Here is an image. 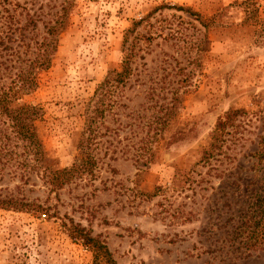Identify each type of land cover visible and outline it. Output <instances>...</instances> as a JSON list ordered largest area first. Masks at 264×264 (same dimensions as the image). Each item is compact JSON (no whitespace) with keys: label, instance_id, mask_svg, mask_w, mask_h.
I'll use <instances>...</instances> for the list:
<instances>
[{"label":"rangeland","instance_id":"rangeland-1","mask_svg":"<svg viewBox=\"0 0 264 264\" xmlns=\"http://www.w3.org/2000/svg\"><path fill=\"white\" fill-rule=\"evenodd\" d=\"M63 11L68 19L49 68L18 101L41 111L43 159L26 183L5 174L0 180V192L28 203L0 209V264H264V246L245 250L235 235L239 212L264 177L257 156L264 0H0V31L31 18L36 27L24 34L39 41L43 26ZM8 45L25 50L21 41ZM129 46L132 75L115 90L114 115L103 120L120 130L97 135L94 143L108 146L106 154L99 147L90 171L53 189L44 168L78 162L80 115L105 74L121 68ZM9 54L0 53V90L16 70ZM172 94L178 103L169 125L147 129ZM229 109L240 114L226 128L221 153L197 164L217 117ZM177 131L183 139L166 145ZM153 134L152 162H134L140 139ZM75 226L105 246L110 262L77 240Z\"/></svg>","mask_w":264,"mask_h":264},{"label":"trees","instance_id":"trees-1","mask_svg":"<svg viewBox=\"0 0 264 264\" xmlns=\"http://www.w3.org/2000/svg\"><path fill=\"white\" fill-rule=\"evenodd\" d=\"M8 18L12 19L11 15ZM28 19V22L21 26L7 24L4 27L5 30L0 31V34H2L0 35V53L10 51L9 56L14 57V59L12 66L9 68L16 69L9 86L5 90H0V139H4V142H1L0 145V180L5 174L11 178H17L23 183L29 180L30 175L39 168L38 164L43 159L36 126V123L41 118V111L37 105L19 104L18 101L20 100V95H26L36 87L37 72L45 71L49 68L51 55L56 45L55 36L59 34L65 20L68 19V11H63L62 14L56 15L51 25L43 26V34L39 37V41H35L32 37L33 35L24 34L28 30L26 28L29 25L31 28L26 31L27 33H31L36 27V22L31 18ZM16 33L18 37H15ZM17 41H21L25 48L21 53L8 45L17 43ZM133 47L129 46L127 48L119 70H111L105 74L80 115L82 122L77 143L78 162L73 163L69 168L56 170L44 168L46 173H42L43 175L47 174L46 182L53 189H57L66 183L73 173L90 171L96 165L99 160L95 157V154H97L95 151L99 147H103V144L99 146L94 143L97 135H105V132L109 131L116 133L120 130V124L115 129H111L104 125L103 120L106 115H112L114 108L118 106L117 99L114 97L116 88H122L132 75L133 69L130 68V65L135 56ZM20 55L24 57L27 55V57L21 58ZM171 99L173 101L172 104H160L156 107L152 120L147 121L144 125L147 126V129L165 130L174 116L178 103V98L175 94H172ZM238 114H240V111L229 109L217 117L214 129L209 135L207 147L201 152L197 164H201V166L209 164L214 159V156H218L221 153L222 145L227 140L225 138V134H227L226 128L232 126L234 118ZM128 126H134V124ZM102 128L104 130L103 133H101ZM184 136L183 132L177 131L168 137L166 145L180 141ZM144 138L140 139L134 162L148 164L152 162L154 157V150L149 145L156 141V137L153 134ZM259 140L261 141V143L259 142L261 147L257 156L259 159H263L264 136ZM103 148V154H106L109 147L104 146ZM122 152H125V150ZM4 165L7 168L9 167V170L4 171ZM154 194H156V190L150 196ZM26 206H28V203L24 202L23 197L18 198L10 193L0 192V209L22 210ZM235 231L236 238L239 239L238 242H241L245 250L253 251L259 245L264 246V177L259 180L258 191L253 194L252 203L249 206L247 205L246 209L240 210ZM72 232L82 245L89 248V250L91 249L95 254H103L102 256H106L107 261L110 262L109 254L101 242L89 237L82 228L77 226L73 227ZM111 264L113 263L111 262Z\"/></svg>","mask_w":264,"mask_h":264}]
</instances>
